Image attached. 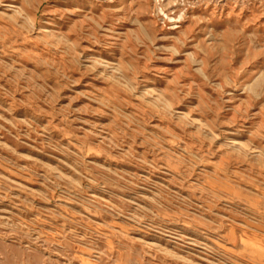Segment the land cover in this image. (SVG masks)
<instances>
[{"label": "rangeland", "instance_id": "374dc122", "mask_svg": "<svg viewBox=\"0 0 264 264\" xmlns=\"http://www.w3.org/2000/svg\"><path fill=\"white\" fill-rule=\"evenodd\" d=\"M0 264H264V0H0Z\"/></svg>", "mask_w": 264, "mask_h": 264}]
</instances>
